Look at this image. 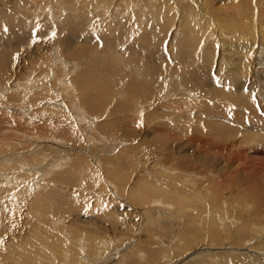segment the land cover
I'll list each match as a JSON object with an SVG mask.
<instances>
[{"label":"rangeland","instance_id":"374dc122","mask_svg":"<svg viewBox=\"0 0 264 264\" xmlns=\"http://www.w3.org/2000/svg\"><path fill=\"white\" fill-rule=\"evenodd\" d=\"M16 1L18 3H16ZM93 1L95 2L93 3L92 0H79L80 7L82 10H85L86 7L93 8L94 5H97L95 3L99 2V0ZM126 1H129V5L133 2L132 0ZM126 1L125 6L122 0H110L111 4H107L106 6L98 5L99 7L94 10L96 14L94 13L90 16V20L91 18L92 20L89 30L91 31L87 32L93 33L95 39L94 41L88 42L89 44L83 40L80 42L76 41L77 43L73 45V51H64L61 39L49 37L48 40L46 39L42 43L43 49L37 53L38 55L33 56V58L26 55H19L17 57L21 59L19 60L21 66L16 72L11 73L8 77L7 84L13 86V88L18 85L20 88L18 87L15 90L21 89L19 90V95L22 99H12L10 94H6L9 95L7 97L6 95H3V98L0 97V152L3 154L5 153L4 155L0 154V159L6 161V158L12 157L20 161L17 156L26 153L19 141L26 140L28 144L33 146V150L29 151L33 152V154L17 162L20 163L19 170L24 169L23 164H25V166L29 165V158L33 155V167L36 168L34 172H37V174L42 170L41 167H47V164L49 165L54 161H57V163L61 161L59 166L62 169L58 168L63 171L55 169V171H52L53 176L51 178L47 176L48 178H44V180L43 178L40 180V175L38 176L35 173L36 177H34L36 180L34 179L33 181V191L36 192L41 185L43 186L40 192H38V196L42 200L36 198V202L34 200L33 205H31L33 209L30 208L29 204H26V201H23V196H21L23 200L19 197L22 201L18 199L17 191L6 192L0 190V208L3 204L8 206L5 212H2V208L0 209V251L5 250L8 246L14 247L12 244L13 242L8 243V241H11L15 235L13 227L16 224L20 225L19 228H26L23 233L25 234L26 232V235H28L29 227L32 229L31 223L37 221V227H39L40 231V228L43 226L42 224H44L43 227L47 226L50 228L51 220L54 217L58 218L60 217L59 215L65 214L62 215V217L66 216L67 224L69 223L77 231L74 236H81L83 233V236L85 235L87 240L94 241V236L101 235L108 241V250L104 252V258L106 259L97 260L96 257L91 259V264H95L96 261L102 264H120L122 261L119 259H125L124 254L128 250L135 248L136 245L138 247L136 246L135 249L139 251L142 249L143 253L146 252L145 254L149 257L145 258L144 254L141 255V258L144 259L147 264H219L221 262L220 259L223 258L222 264H264V243L263 241L261 243V238L257 239L260 244L259 242L256 243V241L251 242L253 240L248 241L254 237L251 236L253 234H246V236L240 240L242 242H235L236 247L233 246L235 244L232 240H230V242L228 240L227 242L224 241V243L226 242L225 245L222 244V241L218 240L217 244H212L211 246L209 245V240L206 239L207 242L205 241L204 245L197 244L193 246L194 248L192 250L190 249L182 255L180 253L178 254L176 250L173 251L176 259L171 261V263L170 261H160L159 263L158 259L163 258L165 254L162 253L158 257L153 258L149 251H160L163 248V250H165V248L167 250V247L170 249L173 245H176V240L179 238L178 232H183V225L175 223V221H172L169 217L172 210L169 211L167 208L164 209V207L162 208L161 206L159 207L151 203L157 196H155L156 194L153 189L144 185V183L146 184L145 180L141 185H138L137 181V179L141 177L140 174H147L148 178H155L156 175L150 172L151 169L155 171L153 167H167L171 170L182 168L187 175L193 174L190 176V179L196 178L194 182L197 183L193 182V190L190 189L191 185H185L187 188L185 186L181 187L182 189L185 188L183 190L190 193L199 190L201 193H199L200 195L210 194L214 191L217 193L219 192V202H222V204H217L224 207L223 209H226L224 210L226 213L222 209L223 216L222 214L217 216V218L222 217L221 221H218L224 224H220V227H230L229 217H231V214L228 215V213L235 214L232 216H236L237 219L240 217L238 219L239 222L244 220V224L249 221L247 227L250 226V230L256 224H264V138L262 137L264 136V132H262L264 131V125L259 126V120L257 119L259 113L264 114V0H214L212 4L204 3L211 8L213 12L221 13V16L219 18V23L216 22L217 20L210 23L206 37L204 36L201 38V41L197 39L195 44H193L194 42L190 39L189 27L182 22L178 13H175L176 9L171 10L173 17H176H172L174 23L171 22L170 28H167L166 26L164 27L160 21L158 22L159 18L157 16L159 14V9H155V12H150L149 9L143 10L142 12L140 8L132 10L131 7L127 5ZM57 2L59 4V0H0V24L8 14L13 13L28 18L30 14L39 10L40 12L38 11L39 13H37L39 18H33V20H41L40 22H42L45 18H48L49 21L47 20V24L50 23L60 26L59 23L64 20V17H58L54 13V9H56L54 6H58ZM91 3L93 5H91ZM118 5H122V8L124 6L125 10L122 13L120 12L123 14V18H120V21H118V18V20L114 22L113 17L116 18L117 13L122 11V8H119ZM67 6L69 11L70 7L68 4ZM31 10L32 13H30ZM132 11L136 12L133 13L134 16L129 14ZM197 11H200V8L197 9ZM7 20L8 19L4 22L5 24L8 23ZM27 22L31 21L28 20ZM172 23L174 25H172ZM230 24L239 26L237 28L243 27L242 34H235ZM30 26H32V23H30ZM42 27H46V25L43 24ZM42 27H33L32 32L39 33ZM198 27L201 28L202 31L205 28L204 25H199ZM75 29L78 28L75 27ZM132 30L133 33H131ZM206 30L207 28L205 31ZM110 31H114L113 37L110 36L113 33ZM120 32L122 35H119ZM253 32H255V37L252 34ZM0 34L5 35L4 33ZM99 35L103 37L110 36V40H113L116 44H113L112 41L108 43V41L105 42L106 40H99ZM152 35L156 40L153 39V37L151 38ZM142 36L149 40L150 45H148L149 43L147 44L149 46L148 48L152 47L151 49L145 50L156 51L155 49H157L158 53H156V55L163 57L161 61H158L160 59H155V57L153 58L152 56H145L143 54L144 48L140 52L137 51L135 53L128 50L126 51L128 54L121 53L122 51L120 52L119 45H128L135 48L137 47V44H135L137 41L134 40ZM130 37H133V40L130 39ZM148 37H150L152 41ZM255 40L258 46L252 47L251 45ZM34 43L36 45L38 42H33V45ZM187 43L189 49L183 52V48ZM38 44L40 45V43ZM101 44L105 48L110 47L112 49L113 46L116 48H114L113 51L107 50L108 52L111 51L110 54H106L103 49L99 50V53L93 50V46L101 47ZM8 46L6 41L5 43L0 41V49L4 47L8 49ZM249 48H251V50L248 54L247 51ZM54 51L56 53L58 52L57 56L61 58V61L66 60L70 67L75 68V64L79 63L80 60H84L83 63L80 62L78 64L81 68L79 67L76 73L67 74L70 83L73 84V80L77 79V83L75 82L74 84L76 88L72 87V89H70L68 85L67 87H59V85L56 84V81L57 83L59 81L58 79L64 78V76L62 77V73H65L63 69L69 68V65L63 69L61 67L62 65L59 63L53 66L54 61L52 60V54L55 53ZM150 51L148 52L151 53ZM63 52H69V54L65 55ZM96 57L98 59H96ZM129 61L131 62L129 63ZM162 61L168 62L169 64L174 63L180 65V67L176 69V72L179 73L176 76V81H172L173 78H163V76L157 72L161 67L160 64ZM86 62L87 64H85ZM141 62L145 65H142ZM202 68H206L205 73L201 71ZM57 69L62 71L59 72ZM133 73L136 78L132 75ZM143 74H145V76ZM186 74L192 77L191 79L190 76H188V79L192 80H190L191 88L189 89L184 84V77ZM34 75H39V77L42 76L40 77L42 79L37 77L39 82L37 81L35 84H33L35 81L33 80L35 77ZM199 79H206L207 82H209L208 85L198 88ZM98 80L99 82H96ZM107 81L110 82L107 83ZM146 82L148 84L152 82L154 85L149 86V88ZM174 82H178L179 86H176ZM2 84H4V80H0V86H2ZM168 84L169 86H167ZM65 88L66 90H64ZM117 89L120 91V95ZM109 90H113V93H111L113 100L112 98H108V95L107 97L104 96ZM146 91H149V94ZM133 95H135L134 97L137 102L135 101V104H132L134 106H129L125 101L131 99L129 97L134 98ZM18 99L20 102H23V111L21 108H18V111L12 109L13 106L17 108L15 107L16 101L14 100ZM57 103L64 106V108L62 107V109H59L58 106L57 108H55L56 106L52 108L53 104L57 105ZM44 107H47L46 111H42ZM72 108L75 109L73 110ZM140 109H144L146 112H141ZM81 110L87 113L84 114L86 116H81L82 120L79 118L81 115L79 111ZM205 123L207 125L210 124L209 126L211 128L209 126L206 127ZM213 123L215 127L217 126L215 129L213 128ZM99 124H101V126H99ZM168 125L171 126L169 127ZM56 126L59 128V131L62 132L56 131V134L54 130ZM183 126L186 127L183 128ZM48 127L50 128L48 129ZM174 127H182L185 131L177 134V131L173 129ZM191 129L193 131L196 129L194 133L199 134V139L192 133ZM223 129L225 130L223 131ZM199 131L200 133H198ZM216 132L218 135H215ZM205 133L210 137L209 139L206 135L204 136ZM220 133L223 134L221 135ZM202 136L204 138L206 137V139L202 140ZM91 137L93 138L90 140ZM11 139L13 140L11 141ZM197 139L201 140L198 141ZM14 142H17L18 146L16 145V150L19 151L18 154L14 152L12 154L11 149L6 148V144ZM24 147L27 148V146ZM63 155L66 157H62ZM119 157L123 160L121 161ZM63 158H65L64 161H62ZM100 158L104 163L102 167L99 164ZM126 158L127 160H125ZM81 162L86 166H83ZM70 164L74 166L77 165L75 167L76 169L74 167H68ZM5 165L6 168H0L2 169V173H4L3 176L6 175L4 170L9 171L14 169V163H5ZM56 171L59 172L55 173ZM138 172L140 173L138 174ZM31 174L33 175V173ZM73 174L77 176L75 177L77 179L70 177ZM229 174L231 176H229L228 181H226ZM197 177L200 180H197ZM49 178L51 180L54 178L52 180L53 183L50 182L51 180ZM110 178L113 182L115 181L116 184H119H117L119 188L121 187L118 191L119 193L112 187L113 184H111ZM54 180L56 182L58 181V183ZM191 180H189V182ZM37 185L39 187H37ZM146 189H148V191ZM188 189H190V191ZM49 190L51 192H49ZM143 190H145V192ZM41 192H46L44 194L45 196H42ZM51 193H53V195H51ZM48 195L51 196L52 199ZM46 197L48 200H43ZM173 197L174 196H171V198ZM222 197L223 200H221ZM171 198L168 197L167 199ZM68 200L71 201V203ZM191 200L193 201V199ZM191 200H187L185 205L189 206L192 204L191 207H197L199 209L197 210L194 208L193 210V208L189 206L187 211H184L186 212V214L183 213V220L186 218L185 224L188 223V218L192 217L194 211L199 213V210H205V207L203 208V206L197 202H193L196 204L194 206ZM138 201H144L145 204L144 202L139 203ZM14 202H16L17 205ZM48 202L50 203L48 205L49 208L47 207ZM59 205L62 209L60 214L57 209ZM72 205H77L78 207L74 208ZM172 205L175 208L173 203ZM190 209L193 210V212L190 211ZM115 210L116 213L114 212ZM45 212L48 213L45 214ZM110 213L114 216L112 217ZM214 215L215 214H207L208 217H214ZM12 217L17 218L18 221L15 219L16 224L13 223L14 218ZM223 217L225 218L223 219ZM151 218L154 223L150 222ZM27 219L31 220V223L29 222L26 224L28 227L24 226V222ZM147 219H149V222H147ZM3 220L5 225L1 224ZM196 220L198 222L199 218ZM197 222L196 226L202 225L201 222H198L199 224H197ZM226 223L229 225H225ZM175 224H178V226ZM173 225L176 227V230L173 228ZM231 225L233 231L236 225ZM56 227V225L51 226L52 229H56ZM161 228L163 229L161 230ZM55 232L54 230V233ZM171 233L172 236L174 233L178 236L175 238L176 235L174 234V236L171 237ZM63 236L66 237L65 235ZM163 236L165 239L162 238ZM157 237H160V239ZM151 238L152 240H150ZM37 239L38 238H33L35 244L37 243ZM244 240L245 243L243 242ZM151 241H153V243ZM228 245H232V248H228ZM244 245L246 246L243 248ZM79 251L80 256L84 257L85 251ZM215 252H217L218 255ZM212 254L214 255L212 256ZM221 254L224 257L221 256V258ZM238 254H243V256L241 255V257ZM230 258L235 259L232 260ZM150 259L152 261H150ZM60 260L61 264L65 263L64 258ZM53 261L56 262L54 259ZM223 261L225 262L223 263ZM76 262L74 264H76ZM38 263L39 262H36V264ZM52 264L55 263L53 262Z\"/></svg>","mask_w":264,"mask_h":264},{"label":"bare ground","instance_id":"6f19581e","mask_svg":"<svg viewBox=\"0 0 264 264\" xmlns=\"http://www.w3.org/2000/svg\"><path fill=\"white\" fill-rule=\"evenodd\" d=\"M98 1V0H97ZM112 1V0H111ZM114 1V0H113ZM122 1H124L123 2V4H124V6H125V1L126 0H122ZM133 2L129 5L128 4V2L129 1H126V3H127V5H129L130 7H131V9L132 10H136V9H139L140 8V11L142 10V12H143V10L145 11V10H147V9H149V11L150 12H155L154 10L155 9H159L158 10V12H159V14H158V22L160 21L163 25H164V27L166 26L167 28L171 25V22H173L174 23V21H172V17H173V15L171 14V10H173V9H176L175 11V13H178V16H180V19L182 20V22L183 23H185L186 24V26L187 27H189V30H190V35H191V37H190V39H191V41L192 42H194L193 44H195V42L197 41V39H200V41H201V38H203L204 36L206 37V33L209 31V25H210V23L212 22V21H214V20H217L216 22L217 23H219V18H220V16H221V13H219V12H213L212 11V9L211 8H209L207 5H205L204 3H209V4H212L213 2H214V0H132ZM142 1V2H141ZM239 1H241V0H239ZM92 2L94 3L95 1H93L92 0ZM246 2V1H245ZM9 3V2H8ZM16 3H18L17 1H16ZM89 3V2H88ZM67 4L69 5V7H70V10L68 11V6H67ZM95 4H97V5H94L93 6V8H90V7H86V9L85 10H82V8L80 7V2H79V0H59V4H58V2H57V5L58 6H54V7H56V9H54V13L58 16V17H60V16H62V17H64V20L62 21V22H60L59 23V25L60 26H57V25H54V24H50V23H48L47 24V20H48V18H45L42 22H40V21H37V20H33V18H39V16L37 15V13H39L38 11H35V12H33L32 13V10L30 11V13H32V14H30L29 15V17L28 18H26V17H23V16H20V15H15V14H8L5 18L6 19H8L7 20V22L8 23H4L5 21H6V19L4 18L3 19V22H2V19H1V24H0V33H4L5 35H2V34H0V41L1 42H4L5 43V41H6V43L9 45L7 48L8 49H6V47H4V48H2V49H0V80H4V84H2V86H0V97L1 98H3L4 96L3 95H6V94H10V96H11V98L12 99H17V98H21V96L19 95L20 94V91L19 90H21V89H19V90H15L16 88H18L19 86L18 85H16L14 88H13V86H9L8 84H7V80H8V77L11 75V73H13V72H16V70H18L19 68H20V66H21V62L19 63V60H21V59H19V58H17L19 55H26V56H28V57H32L33 58V56H36V55H38L37 53L38 52H40L42 49H43V47H42V43L47 39H49V37H51V38H56V39H61V42H62V46H64V51L66 50H68V51H73V45L75 44V43H77L78 41L80 42V41H84V42H86V43H88V42H91V41H94V35H93V33H91V32H87V31H91V30H89V27L91 26V20H92V18H91V20H90V16H92L95 12H94V10L97 8V7H99L98 5H107V4H111V2H110V0H99V2H97V3H95ZM118 4V3H117ZM83 5V4H82ZM91 5H93L92 3H91ZM246 5H247V3H246ZM67 6V7H66ZM119 6V8H122L121 6L122 5H118ZM124 6H123V8H122V11H117L118 13H117V17L115 18V17H113V19H114V22H116L117 20H118V18H119V20L118 21H120V18H123V14H121L125 9H124ZM133 6V7H132ZM127 7V6H126ZM3 8V7H2ZM39 8H41V7H39ZM106 8V7H105ZM118 8V7H117ZM163 8V9H162ZM200 8V11H197V9H199ZM4 9V8H3ZM12 9V8H11ZM76 9V10H75ZM128 9V8H127ZM46 10V9H45ZM53 10V9H52ZM79 11H81V12H79ZM90 11V12H89ZM138 11V10H137ZM243 11V10H242ZM1 12V11H0ZM18 12H19V9H18ZM21 12V11H20ZM121 12V13H120ZM129 12V11H128ZM105 13V12H104ZM103 13V14H104ZM127 13V12H126ZM133 13H136L135 11L133 12H131V13H129V14H132L133 15ZM243 13V12H242ZM245 13V12H244ZM19 14V13H18ZM96 14V13H95ZM112 14V13H111ZM115 14V13H114ZM128 14V13H127ZM173 14H174V12H173ZM1 15V14H0ZM23 15V14H22ZM54 15V14H53ZM140 15V14H139ZM244 15V14H243ZM246 15V14H245ZM115 16V15H114ZM125 16V15H124ZM134 16V15H133ZM176 16V15H175ZM53 17V16H52ZM43 18V17H42ZM153 18V17H152ZM173 18H176V17H173ZM50 19V18H49ZM126 19V18H125ZM140 19V18H139ZM184 19V20H183ZM28 20H30L31 22H27ZM128 20V19H127ZM174 20V19H173ZM49 21V20H48ZM94 21V20H93ZM46 22V23H45ZM50 22H52V21H50ZM54 22V21H53ZM141 22V21H140ZM30 23H32V26H30ZM172 23V25H174ZM232 23H234V22H232ZM43 24H45L46 25V27H42V25ZM101 24V23H100ZM112 24V23H111ZM120 24V23H119ZM132 24V23H131ZM102 25V24H101ZM199 25H204L205 26V28L203 29V31H202V29L201 28H199L198 26ZM230 25H232L231 26V28L233 29V31H234V33L235 34H237V35H241L242 34V28L243 27H241V28H237V27H239V26H233L234 24H230ZM103 26V25H102ZM128 26V25H127ZM33 27H42L41 28V31H39V33L38 32H32L33 31ZM75 27L76 28H78V29H75ZM109 27V26H108ZM96 28V27H95ZM125 28H127V27H125ZM129 28V27H128ZM170 28V27H169ZM172 28V27H171ZM207 28V30L205 31V29ZM36 29V28H35ZM104 29V28H103ZM112 29V28H111ZM131 29V28H130ZM129 29V30H130ZM173 29V28H172ZM110 32H113L110 36L111 37H113L114 35V31H110ZM124 32V31H123ZM131 33H133V30L131 31ZM145 33V32H144ZM203 33V34H202ZM95 34V33H94ZM253 34V36L255 37V32H253L252 33ZM67 35H69V36H71V37H69V36H67ZM119 35H122L121 34V32H120V34ZM102 36V35H101ZM100 35H99V40L101 39V40H106L105 42H107L108 41V43H110V41H112L113 42V44H116L113 40H110V36L108 37V36H106V37H101ZM118 36V35H117ZM153 37V39H155L154 38V36L152 35L151 36V38ZM133 38V37H132ZM131 37H130V39H132ZM135 38V37H134ZM148 38H150V37H148ZM151 38H150V40H151ZM44 39V40H43ZM196 39V40H195ZM133 40V39H132ZM156 40V39H155ZM35 41H37L38 43H40V45L37 43L36 45H35V43H34V45H33V42H35ZM77 41V42H76ZM134 41H137V42H135V44H137V47H135V48H132V46H128V45H119L120 46V52L121 53H127L126 51L128 50V51H132L133 53H135V52H137V51H141L143 48V54L146 56H149V57H155V59H160V60H158V61H161L162 60V56L161 57H159V55L157 56L156 55V53H158V51H157V49H155L156 51H150V50H148V51H150L151 53H149L147 50H145V49H151V48H148L149 46L148 45H150V43H149V40L146 38V37H144V36H142V37H137ZM152 41V40H151ZM59 42V41H58ZM154 42V41H153ZM156 42V41H155ZM103 43V42H102ZM149 43V44H148ZM89 44V43H88ZM120 44V43H119ZM148 44V45H147ZM189 44H191V43H189ZM93 46V45H92ZM183 46H184V44H183ZM183 46H182V48H183ZM189 45H188V43L187 44H185V47L183 48V52H186L188 49H189V47H188ZM252 47H255V46H258L257 45V41L255 40V41H253V43H252V45H251ZM50 47H52V46H50ZM91 47V46H90ZM94 47V48H93ZM93 47H91V48H93V50H96V52H98L99 53V50H101V49H103L104 51H105V53L106 54H110L111 53V51H113L114 50V48H116L115 46H113V48L111 49L110 47H107V48H105L102 44H101V47L100 46H93ZM95 47H97V48H95ZM126 47H127V49H126ZM147 47V48H146ZM79 48V47H78ZM157 48V47H156ZM257 48V47H256ZM57 49V48H56ZM62 49V48H61ZM75 50V49H74ZM107 50H111L110 52H108ZM250 50H251V48H249L248 49V51H247V53L249 54V52H250ZM85 51V50H84ZM116 51V50H115ZM114 51V52H115ZM124 51V52H123ZM55 52V51H54ZM53 52V53H54ZM81 52V51H80ZM89 52V51H88ZM58 53V52H57ZM57 53L55 52L54 54H52L53 55V61H54V64H53V66L54 65H56L57 63H59L60 65H62L61 67H62V69L63 68H65L66 66H68L69 64L67 63V61L66 60H62L61 61V58H59L58 56H57ZM61 53V52H60ZM63 53H65V55L66 54H69V52L67 53V52H63ZM75 53V52H74ZM131 53V52H130ZM80 54V53H79ZM128 54V53H127ZM126 54V55H127ZM137 54V53H136ZM125 55V56H126ZM131 55V54H130ZM67 56H69V55H67ZM75 56V55H74ZM80 56V55H79ZM90 56V55H89ZM129 56V55H128ZM127 56V57H128ZM100 57V56H99ZM20 58H22V57H20ZM67 58V57H66ZM75 58V57H74ZM77 59H78V57H76ZM92 58H94V57H92ZM114 58V57H113ZM17 59V60H16ZM23 59V58H22ZM87 59V58H86ZM85 59V60H86ZM96 59H98L97 57H96ZM127 59H129V58H127ZM78 60H80V59H78ZM110 60V59H109ZM119 60V59H118ZM130 60V59H129ZM194 60H195V58H194ZM75 61V60H74ZM87 61V60H86ZM107 61V60H106ZM80 62L81 63H83L84 62V60H80ZM79 62V63H80ZM102 62V61H101ZM112 62V61H111ZM121 62V61H120ZM125 62V61H124ZM131 61H129V63H130ZM73 64H75L74 62H72ZM77 63V62H76ZM79 63H77V64H75L74 66H75V68L74 67H70V65H69V68H67V69H63V71H65V73H62V77L64 76V78H61V79H58L59 81H58V83H57V79L55 80L56 81V84H58L59 85V87H61V86H66L67 87V85L70 87V89H72V87L74 88L75 86H74V84H75V82L77 83V79H75V80H73V84L72 83H70V80H69V77L67 76V74L69 75V73H76V70L78 69L79 70V67L80 66H78V64ZM89 63V62H88ZM96 63H98V62H96ZM123 63V62H122ZM121 63V64H122ZM85 64H87V62L85 63ZM95 64V63H94ZM120 64V63H119ZM141 64L142 65H145L144 63H142L141 62ZM140 64V65H141ZM156 64V63H155ZM81 65V64H80ZM84 65V64H83ZM100 65V64H99ZM131 65V64H130ZM161 67L157 70V72L160 74V75H162L163 76V78H173V80L172 81H176V76H177V74H179V73H177L176 72V69L178 68V67H180V65H177V64H174V63H172V64H169L168 62H161ZM58 66V65H57ZM97 67H98V65H97ZM81 68V67H80ZM93 68H94V66H93ZM199 68V67H198ZM57 70H59V72L60 71H62V70H60V69H57ZM129 70V69H128ZM139 70V69H138ZM54 72H56L55 70H53ZM67 71V72H66ZM86 71V70H85ZM201 71L203 72V73H205L206 72V68H202L201 69ZM39 72V71H38ZM119 72V71H118ZM129 72V71H128ZM137 72V71H136ZM33 73H34V71H33ZM40 73V72H39ZM78 73V72H77ZM83 73V72H82ZM35 74V73H34ZM51 75V74H50ZM53 75V74H52ZM55 75H57V74H55ZM133 76H134V73L132 74ZM144 76H145V74H143ZM157 75V74H156ZM184 75V74H183ZM35 76V75H34ZM97 76V75H96ZM141 76V75H140ZM143 76V77H144ZM161 76V77H162ZM188 76H190V78L192 79V77H191V75H188V74H186V76L184 77V84H185V86L189 89V88H191V86H190V83H191V79H188ZM37 77H39V75H36L35 77H34V79L33 80H35L34 82H33V84H35V83H37ZM40 77H42V76H40ZM39 77V78H40ZM85 77H87V76H85ZM135 77V76H134ZM142 77V78H143ZM160 77V76H159ZM38 78V79H39ZM46 78V77H45ZM58 78H59V76H58ZM93 78V77H92ZM107 78V77H106ZM118 78V77H117ZM127 78V77H126ZM136 78V77H135ZM148 78V77H147ZM40 79H42V78H40ZM85 79H87V78H85ZM88 79H89V77H88ZM97 79H99V78H97ZM108 79V78H107ZM150 79V78H149ZM154 79V78H153ZM157 79V78H156ZM207 79V78H206ZM206 79H204V80H200V81H198V88L199 87H204L205 85H208V83L209 82H207V80ZM96 80V79H95ZM133 80V79H132ZM146 80V79H145ZM191 80V81H190ZM17 81H18V79H17ZM22 81V80H21ZM87 81V80H86ZM93 81H94V79H93ZM92 81V82H93ZM123 81V80H122ZM148 81V80H147ZM171 81V80H170ZM190 81V82H189ZM19 82V81H18ZM39 82V81H38ZM41 82V81H40ZM96 82H99V80L98 81H96ZM101 82V81H100ZM102 82H104V81H102ZM110 82V81H109ZM108 81H107V83H109ZM112 82V81H111ZM131 82V81H130ZM129 82V83H130ZM138 82H139V80H138ZM22 83V82H21ZM91 83V82H90ZM118 83V82H117ZM147 83V82H146ZM150 83V82H149ZM172 83V82H171ZM26 84V83H25ZM91 84H93V83H91ZM120 84V83H119ZM162 84V83H161ZM165 84V83H164ZM174 84L176 85V86H179V83L178 82H174ZM20 85H23V84H20ZM97 85H99V84H97ZM114 85V84H113ZM121 85V84H120ZM151 85H154V83H150V84H148L147 83V87H149V86H151ZM144 86H145V83H144ZM167 86H169V84L167 85ZM22 87V86H21ZM24 87V86H23ZM162 87V86H161ZM166 87V86H165ZM20 88V87H19ZM76 88V87H75ZM143 88V87H142ZM150 88V87H149ZM168 88V87H167ZM166 88V89H167ZM54 89V88H53ZM61 89V88H60ZM60 89H58V90H60ZM170 89V88H169ZM51 90V89H50ZM55 90V89H54ZM62 90V89H61ZM64 90H66V88L64 89ZM63 90V91H64ZM116 90V89H115ZM138 90H139V88H138ZM145 90H147V89H145ZM36 91V90H35ZM52 91V90H51ZM104 91V90H103ZM113 90H109V91H107L106 93H105V97H107V95H108V98H112L111 97V93H113L112 92ZM117 91H118V89H117ZM116 91V92H117ZM60 92V91H59ZM120 91H118V93H119ZM146 92H148V94H149V91H146ZM193 92V91H192ZM68 93V92H67ZM136 93V92H135ZM2 94V95H1ZM59 94V93H58ZM69 94V93H68ZM137 94V93H136ZM102 95V94H101ZM119 95H120V93H119ZM142 95V94H141ZM3 96V97H2ZM7 96H9V95H6V97ZM20 96V97H19ZM39 96V95H38ZM103 96V97H104ZM122 96V95H121ZM135 95H133V97H134ZM71 97V96H70ZM120 97V96H119ZM8 98H10V97H8ZM10 98V99H11ZM48 98V97H47ZM129 98H131V99H128V100H126L125 102L129 105V106H134V105H132V104H135V101H136V98L134 97V98H132V97H129ZM9 99V100H10ZM14 100V101H16V103H15V107H17V108H14V106L12 107V109H14L15 111H18L19 109L18 108H21V110H22V105H23V102H20V100ZM22 99V98H21ZM71 99V98H70ZM104 99V98H103ZM138 99V98H137ZM56 100V99H55ZM99 100V99H98ZM112 100H113V98H112ZM149 100V99H148ZM13 101V102H14ZM89 101V100H88ZM58 102V101H57ZM137 102V101H136ZM50 103V102H49ZM63 103V102H62ZM124 103V102H123ZM125 103V104H126ZM146 103V102H145ZM126 104V105H127ZM2 105H3V103H2ZM47 105V104H46ZM52 105V104H51ZM91 105V104H90ZM4 106V105H3ZM56 106V107H55ZM57 106H58V108L59 109H62V107L64 108V106H61V104H59V103H57V105H54L53 104V107L52 108H57ZM140 107V106H139ZM71 108V107H70ZM32 109H33V107H32ZM46 109H47V107H44V108H42V111H46ZM73 109V108H72ZM75 109V108H74ZM73 109V110H74ZM78 109V108H77ZM94 109V108H93ZM1 110V109H0ZM71 110V109H70ZM72 110V111H73ZM79 110H80V108H79ZM89 110V109H88ZM141 110V112H146V110L144 111V109H140ZM3 111V110H2ZM23 111V110H22ZM49 111V110H48ZM47 111V112H48ZM62 111V110H61ZM66 111V110H65ZM1 112V111H0ZM58 112H59V110H58ZM173 112V111H172ZM258 112V111H257ZM42 113H44V112H42ZM30 114V113H29ZM57 114V113H56ZM79 114H81L80 116H79V118H80V120H82L81 119V116L83 115V116H86V115H84V114H87V113H85L84 111H79ZM260 114V115H259ZM258 115H257V119L259 120V126H263L264 124V114H261V113H259ZM23 115V114H22ZM37 115V114H36ZM152 115V114H151ZM24 116V115H23ZM26 116H27V114H26ZM35 116V115H34ZM33 116V117H34ZM43 116V115H42ZM48 116V115H47ZM65 116V115H64ZM78 116V115H77ZM76 116V117H77ZM129 116V115H128ZM32 117V116H31ZM36 117V116H35ZM41 117V116H40ZM1 118V117H0ZM20 118V117H19ZM44 118H45V116H44ZM78 118V119H79ZM15 119H17V118H15ZM30 119V118H29ZM34 119V118H33ZM46 119V118H45ZM44 119V120H45ZM111 119V118H110ZM49 120H51V119H49ZM67 120H68V118H67ZM66 120V121H67ZM93 120V119H92ZM98 120V119H97ZM107 120V119H106ZM32 121H34V120H32ZM86 121H87V119H86ZM108 121V120H107ZM49 122V121H48ZM47 122V123H48ZM69 122V121H68ZM74 122V121H73ZM104 122H106V121H104ZM103 122V123H104ZM209 122H211V121H209ZM208 122V123H209ZM212 122H213V120H212ZM9 123V122H8ZM50 123V122H49ZM108 123V122H107ZM195 123V122H194ZM193 123V124H194ZM217 123H219V122H217ZM65 124V123H64ZM198 124V123H197ZM196 124V125H197ZM103 125V124H102ZM105 125H106V123H105ZM164 125V124H163ZM210 124H206L205 123V126L207 127V126H209ZM220 125V124H219ZM99 126H101V124H99ZM169 126V125H168ZM171 126V125H170ZM169 126V127H170ZM199 126V125H198ZM97 127V126H96ZM186 126H183V128H185ZM188 127V126H187ZM192 127V126H191ZM196 127V126H195ZM210 127V126H209ZM217 127V126H216ZM215 126H214V123H213V128L215 129L216 128ZM221 127V126H220ZM225 127V126H224ZM23 128V127H22ZM50 127H48V129H49ZM68 128V127H67ZM102 128V127H101ZM166 128H168V127H166ZM172 128V127H171ZM182 127L180 128H178V127H174L173 129L175 130V131H177L176 133L178 134L179 132H184L185 131V129H183ZM193 128V127H192ZM199 128V127H198ZM211 128V127H210ZM247 128V127H246ZM17 129V128H16ZM41 129V128H40ZM110 129V128H109ZM197 129V128H196ZM195 129V130H196ZM226 129V128H225ZM225 129H223V131L225 130ZM261 129V128H260ZM263 129H264V126H263ZM21 130V129H20ZM55 130V133H56V131H58V132H62V131H59V128L56 126V128L54 129ZM189 130V129H188ZM192 130V129H191ZM195 130L193 131L192 130V133H194L195 132ZM217 130V129H216ZM222 130V129H221ZM102 131V130H101ZM227 131V130H226ZM17 132V131H16ZM201 132H202V130H201ZM262 132H264V131H262ZM5 133V132H4ZM198 133H200V131L198 132ZM6 134V133H5ZM57 134V133H56ZM73 134V133H72ZM76 134V133H75ZM90 134V133H89ZM110 134V133H109ZM172 134V133H171ZM170 134V135H171ZM183 134V133H182ZM185 134V133H184ZM188 134V133H187ZM195 134V133H194ZM197 134V133H196ZM195 134V136L198 138V136H199V134H197L196 135ZM221 134V133H220ZM223 134V133H222ZM221 134V135H222ZM70 135V134H69ZM91 135V134H90ZM201 135V134H200ZM207 136V134L205 133L204 134V136ZM208 135H210V134H208ZM213 135H214V133H213ZM215 135H218V133L216 132L215 133ZM43 136V135H42ZM81 136V135H80ZM182 136V135H181ZM195 136H194V138H195ZM220 136V135H219ZM180 137V136H179ZM208 137V136H207ZM263 138H264V136H262ZM261 137V138H262ZM2 138V137H1ZM3 138H4V136H3ZM3 138H2V140H3ZM7 138V137H6ZM39 138V137H38ZM41 138V137H40ZM75 138V137H74ZM93 137H91L90 138V140L92 139ZM210 137H208V139H209ZM225 138H227V137H225ZM8 139V138H7ZM22 139V138H21ZM47 139V138H46ZM199 139V138H198ZM197 139V140H198ZM203 139H206V137L204 138L203 136H202V140ZM13 139H11V141H12ZM195 140V139H194ZM201 140V139H200ZM200 140H198V141H200ZM10 141V140H9ZM25 141V142H24ZM24 141H19L20 143H21V145H22V147L24 148V150H25V153L26 154H22V155H20L19 154V156H17L18 157V159H20V161L22 160V159H25L26 157H28V156H30L31 154H33V152H29L30 150H33V146L31 145V144H28V142L26 141V140H24ZM40 141V140H39ZM43 141V140H42ZM46 141V140H45ZM263 141H264V139H263ZM16 143V144H15ZM52 143V142H51ZM25 144V145H24ZM16 145H17V142H14V143H8V144H6V148L7 149H11V152H12V154H13V152L14 153H16V154H18V150H16ZM4 146V145H3ZM18 146V145H17ZM24 146H27V148H25ZM59 146V145H58ZM19 147H21V146H19ZM53 147V146H52ZM19 149V148H18ZM112 149V148H111ZM2 151V150H1ZM7 151V150H6ZM10 151V150H9ZM263 151V150H262ZM22 152H23V150H22ZM38 152H40V151H38ZM37 152V153H38ZM52 152V151H51ZM135 152V151H134ZM259 152V151H258ZM9 153V152H8ZM24 153V152H23ZM59 153V152H58ZM119 153V152H118ZM140 153V152H139ZM0 154H2V155H4L3 153H1L0 152ZM11 154V153H10ZM39 154V153H38ZM115 154V153H114ZM120 154V153H119ZM137 154V153H136ZM143 154V153H142ZM132 155V154H131ZM1 156V155H0ZM20 157V158H19ZM36 157V156H35ZM62 157H66V156H62ZM61 157V158H62ZM71 157V156H70ZM80 157V156H79ZM126 157V156H125ZM128 157V156H127ZM138 157H140V156H138ZM3 158H4V156H3ZM120 158V157H119ZM60 159V158H59ZM108 159V158H107ZM118 159V158H117ZM131 159V158H130ZM29 160H30V162H29V165L28 164H26V165H28V166H25V164H23V166H24V169H21V170H19V167H20V163H17V162H20V161H18L17 160V158H15V159H13L12 157H10V158H6V161H4L3 159H0V168H6V165H5V163H14V169H12V170H9V171H6V170H4L5 171V176H3L4 175V173H2V169H0V190H4V191H9V192H15V191H17V193H18V199H22V197L21 196H23L24 197V200L23 201H26L27 203V205L29 204L30 205V208H32V206L31 205H33V203H34V200L36 199V198H40L39 196H38V192H40V189L42 188V186L43 185H41L40 187L37 185V187H39L38 188V191H36V192H34L33 191V181H34V179L36 180V176H35V173H36V175H40V180H42V178H43V180H44V178H48V177H52L53 176V172L52 171H55V169L56 170H60V171H63V170H61L62 168L59 166L60 164H61V161H60V163H57V161H54V162H51L49 165L47 164L46 166L47 167H41L42 168V170L40 171V173H38L37 174V172H34V169H36V168H34L33 167V155L29 158ZM65 160V158H63L62 159V161H64ZM106 160V159H105ZM120 160L122 161L123 159H121L120 158ZM125 160H127V158L125 159ZM260 160V159H259ZM263 160V159H262ZM10 161V162H9ZM52 161V160H51ZM81 161V160H80ZM120 161V162H121ZM129 161V160H128ZM143 161V160H142ZM254 161H255V159H254ZM116 162V161H115ZM251 162H253V161H251ZM25 163V162H24ZM72 163V162H71ZM82 163V162H81ZM85 163V162H84ZM87 163V162H86ZM130 163V162H129ZM132 163V162H131ZM146 163V162H145ZM255 163V162H254ZM83 164V163H82ZM99 164L101 165V167L103 166V160H101V158H100V161H99ZM153 164V163H152ZM132 165V164H131ZM21 166H22V164H21ZM62 166V165H61ZM77 166V165H76ZM76 166H74L73 164H70V166H68V167H76ZM83 166H86L85 164H83ZM120 166V165H119ZM135 166V165H134ZM144 166V165H143ZM18 167V168H17ZM61 168V169H59V168ZM114 167V166H113ZM129 167V166H128ZM147 167V166H146ZM40 168V169H41ZM63 168H64V166H63ZM84 168V167H83ZM125 168V167H124ZM154 169H155V171H153L152 169H151V173L152 174H155L156 176H155V178H148L147 177V174H140L141 175V177H139L138 179H137V181H138V185L140 184L141 185V183H143V181L145 180L146 181V184L144 183V185H146V187H150L151 189H153L154 190V192H155V196H157V198H155V199H153V201L151 202V203H153L154 205H156V206H161L162 208L164 207V209L165 208H167V209H169V211L170 210H172L171 212H170V218L172 219V221H175V223H179V224H182L183 225V232H178L177 234L179 235V238L176 240V245H171L172 247L170 248V246H169V248L170 249H168V247H167V250H166V248H165V250H160V251H157V250H154V251H149V253H150V255L153 257V258H156V257H158L160 254H162V253H164L165 255H164V257L163 258H161V259H158V262L160 263V261L161 262H165V261H170V263H171V261H173L174 259H176V256L174 255V252L173 251H177L178 252V254L180 253L181 255L183 254V253H185V252H188L190 249L192 250L194 247L193 246H196L197 244L199 245H201V244H203L204 245V243H205V241H206V239H208L209 241V245H211L212 246V244H217V241L219 240V241H222V242H220V243H222L223 245H225V243L227 242V240L230 242V240H232V242H234V244L235 245H233V246H235L236 247V243L235 242H237V241H240V240H242L243 239V237L244 236H246V234H253V235H251V236H254V237H252V239H246V240H248V241H251V240H253V241H251V242H255L256 241V243L257 242H259V241H257V239L258 238H261L260 239V241H261V243H262V241H263V243H264V224H260V225H255V226H253L252 228H251V230L249 229L250 228V226L249 227H247V224H248V222L247 221H245V222H247V223H243V221L244 220H242V221H240L239 222V218L240 217H238V219H237V217L236 216H232V215H235V214H233V213H228V215H230L231 214V217H229L230 218V222L229 221H227V222H229V224H230V227H224V228H222V227H220L221 225L220 224H222V225H224L223 223H221V222H219V221H221V219H222V217H218L217 218V216L219 215V214H222V216H223V213H222V209L224 208V207H221V205H219V204H217V203H220V204H222V202H219V195L220 194H218L217 192H212V193H210V194H205V195H200L201 193H200V191L198 190H196V191H192L193 190V182L196 180V178H194V179H190V176H192L193 174H189V175H187L186 174V172H184V170H182V168L180 169V168H178V169H175V170H171V169H169V168H167V167H159V168H157V167H153ZM76 169V168H75ZM114 169V168H113ZM210 169V168H209ZM8 170V169H7ZM27 170V171H26ZM84 170V169H83ZM126 170H127V167H126ZM143 170H144V168H143ZM231 170V169H230ZM37 171V170H36ZM85 171V170H84ZM57 172H59V171H56L55 173H57ZM65 172V171H64ZM86 172V171H85ZM126 172V171H125ZM31 173H33V175L31 174ZM66 173V172H65ZM140 172H138V174H139ZM146 173V172H145ZM76 174V173H75ZM75 174H73V175H71L70 177L71 178H74V179H77V178H75V177H77ZM116 174V173H115ZM122 174V173H121ZM124 174V173H123ZM127 174V173H126ZM137 174V175H138ZM60 175H62V174H60ZM31 176H33V177H31ZM35 176V177H34ZM48 176V177H47ZM84 176V175H83ZM88 176V175H87ZM153 176V175H152ZM195 176H197V175H195ZM229 176H231L230 174L228 175V177H227V179H226V181H228V178H229ZM58 177V176H57ZM60 177V176H59ZM78 177H79V175H78ZM115 177V176H114ZM151 177V176H150ZM33 178V179H32ZM49 178V179H50ZM112 178V177H111ZM111 178H110V182H111V184H113V186L112 187H114V189L118 192L119 191V189L121 188H119L118 187V185L116 184V182L114 181H112L111 180ZM198 178V177H197ZM54 179V178H53ZM52 179V180H53ZM58 179H60V178H58ZM82 179V178H81ZM88 179V178H87ZM116 179H117V177H116ZM131 179V178H130ZM204 179V178H203ZM51 180V179H50ZM50 180H47V181H50ZM52 180L50 181V182H52ZM70 180V179H69ZM68 180V181H69ZM80 180V179H79ZM114 180V179H113ZM119 180H120V177H119ZM118 180V181H119ZM189 180H191L190 182H189ZM197 180H200L199 178L197 179ZM55 181V180H54ZM77 181V180H76ZM121 181V180H120ZM124 181V180H123ZM127 181V180H126ZM137 181H135V182H137ZM41 182V181H40ZM45 182V181H44ZM56 182V181H55ZM80 182H81V180H80ZM200 182V181H199ZM38 183V182H37ZM46 183H48V182H46ZM53 183V182H52ZM51 183V184H52ZM56 183H58V181L56 182ZM66 183V182H65ZM121 183V182H120ZM124 183V182H123ZM134 183V182H133ZM194 183H196V182H194ZM36 184V183H35ZM39 184V183H38ZM45 184V183H44ZM68 184V183H67ZM122 184V183H121ZM193 184V185H192ZM197 184V183H196ZM202 184V183H201ZM55 185V184H54ZM122 185H124V184H122ZM135 185V184H134ZM138 185H135V186H138ZM185 185H191L190 186V189H192L191 191L193 192V193H190V192H187L186 190H183V189H185V188H181V187H183V186H185ZM48 186V185H47ZM125 186V185H124ZM133 186V185H132ZM130 187V186H129ZM140 187V186H139ZM186 188H187V186H185ZM194 187H196V186H194ZM123 188V187H122ZM46 189V188H45ZM125 189V188H124ZM134 189V188H133ZM138 189H140V188H138ZM149 189V188H148ZM148 189H146L147 191H148ZM150 189V190H151ZM190 189H188L189 191H190ZM196 189V188H195ZM55 190V189H54ZM135 190H136V188H135ZM152 190V191H153ZM237 190V189H236ZM125 191V190H124ZM144 192H145V190H143ZM201 191H202V189H201ZM219 191H221V190H219ZM1 192V191H0ZM49 192H51L50 190H49ZM151 192V191H150ZM154 192H152V193H154ZM46 193V192H45ZM45 193H42L41 192V195L42 196H45L44 194ZM105 193V192H104ZM119 193V192H118ZM120 193H121V190H120ZM200 193V194H199ZM205 193V192H204ZM221 193V192H220ZM224 193V192H223ZM222 193V194H223ZM149 194H151V193H149ZM229 194V193H228ZM2 195H3V192H2ZM47 195V194H46ZM51 195H53V193H51ZM117 195H119V194H117ZM135 195V194H134ZM235 195V194H234ZM242 195V194H241ZM38 196V197H37ZM49 196V195H48ZM55 196V195H54ZM122 196V195H121ZM140 196V195H139ZM171 196H174L173 198H171ZM226 196V195H225ZM20 197V198H19ZM50 198H51V196H49ZM148 197H149V195H148ZM168 197H170L171 199H167ZM235 197V196H234ZM247 197V196H246ZM42 198H44V197H42ZM231 198H233V197H231ZM20 199V201H22ZM41 199V198H40ZM52 199V198H51ZM67 199H69V198H67ZM85 199V198H84ZM99 199V198H98ZM97 199V200H98ZM189 201V200H191V199H193V201L191 200V202L193 203V202H197V203H199V204H201L202 206H203V208L205 207V210L204 209H202L201 211L199 210V213H197V212H195L194 211V213H193V215H192V217L191 218H188V223H184V222H186V218L183 220V215L184 214H186V212H184V211H187V209L189 208V206H190V208H193V207H191V205H189V206H187V205H185L186 204V202H187V200ZM248 199V198H247ZM42 200V199H41ZM43 200H48V198L46 197L45 199H43ZM110 200V199H109ZM119 200V199H118ZM221 200H223V197H222V199ZM69 201V200H68ZM86 201V200H85ZM105 201V200H104ZM129 201V200H128ZM148 201V200H147ZM151 201V200H150ZM244 201V200H243ZM242 201V202H243ZM17 202V201H16ZM16 202H14L16 205H17V203ZM35 202H36V200H35ZM50 202V201H49ZM47 203V207L49 208V204L50 203ZM70 203H71V201H69ZM68 202V203H69ZM80 202V201H79ZM99 202H100V200H99ZM139 202V201H138ZM142 202H144V201H142ZM142 202H139V203H142ZM190 202V203H191ZM228 202V201H227ZM69 203V204H70ZM86 203V202H85ZM149 203V202H148ZM172 203L175 205V208H174V206L172 205ZM1 204H2V202H1ZM57 204V203H56ZM80 204V203H79ZM102 204H103V202H102ZM144 204H145V202H144ZM194 204V203H193ZM199 204H197V205H199ZM229 204V203H228ZM231 204V203H230ZM60 205H62V204H60ZM57 206V209H58V211H59V214H60V211L62 210L61 209V206ZM81 205H82V203H81ZM89 205V204H88ZM104 205V204H103ZM143 205V204H142ZM196 204H194V206H195ZM153 206V205H152ZM223 206V205H222ZM230 206H232V205H230ZM229 206V207H230ZM72 207H74V208H77L78 206L77 205H72ZM81 207V206H80ZM142 207V206H141ZM1 208H2V212H5L6 210H7V208H8V206L6 205V204H3L2 206H1ZM0 208V209H1ZM47 208V209H48ZM67 208V207H66ZM70 208V207H69ZM101 208V207H100ZM151 208V207H150ZM194 208H196L197 210L199 209V208H197V207H194ZM194 208H193V210H194ZM202 208V207H201ZM33 209V208H32ZM64 209V208H63ZM68 209V208H67ZM72 210H74L73 208H71ZM114 209V208H113ZM153 209H156V208H153ZM152 209V210H153ZM137 210H138V208H137ZM152 210H150V211H152ZM157 210V209H156ZM162 210V209H161ZM193 210H191L190 209V211H192L193 212ZM204 210V211H203ZM224 210H226V209H223V211ZM233 210V209H232ZM239 210H240V208H239ZM238 210V211H239ZM66 211V210H65ZM110 211V210H109ZM112 211V210H111ZM149 211V212H150ZM115 213H116V210L114 211ZM144 212H146V211H144ZM155 212V211H154ZM168 212V211H167ZM225 212V211H224ZM241 212V211H240ZM243 212V211H242ZM7 213V212H6ZM46 213H48V212H45V214ZM63 213H65V212H63ZM108 213V212H107ZM161 213V212H160ZM169 213V212H168ZM184 213V214H183ZM226 213V212H225ZM224 213V214H225ZM39 214L41 215V213L39 212ZM69 214H71V213H69ZM148 214V213H147ZM151 214V213H150ZM153 214H155V213H153ZM152 214V215H153ZM156 214H157V211H156ZM155 214V215H156ZM207 214H209V215H212V214H215L214 215V217H208L207 216ZM39 215V216H40ZM62 215H65V214H62ZM62 215H59L60 217H58V218H53L51 221V223H50V228H48L47 226L46 227H43L44 226V224H42L43 226L40 228V231H39V227H37L38 226V223H37V221L36 222H33V223H31V220H29V219H27L25 222H24V226H26V224L27 223H31L30 225H31V227H32V229H30V227H29V231H28V235H26V232H25V234L23 233L24 231H25V229H23L22 227H20L19 228V226L20 225H18V224H16L15 222H16V220H17V218L16 217H12V218H14L13 219V223L14 224H16L14 227H13V230H14V236H13V238L11 239V241L8 239V237H7V239L9 240L8 241V243H10V242H13L12 244L14 245V247H9L8 245H7V243H6V245L8 246V247H6L5 248V250H2V251H0V262H1V264H36V262H39L38 264H52L53 262L55 263V264H61V258H64V261H65V263L64 264H74L76 261V264L77 263H80V264H91V259H94V258H96L97 257V260L98 259H103V260H105L106 258H104V252L106 251V250H108L107 248V246H108V241L105 239V238H103L101 235L100 236H94V238H93V240L94 241H89V240H87L86 239V236L84 235L83 236V233H82V235L81 236H74V234L77 232L76 230H75V228H73L69 223V225L67 224V222H66V216H63L62 217ZM110 215L113 217L114 215L112 214V213H110ZM227 215V214H226ZM38 216V215H37ZM145 216H147V215H145ZM188 216V215H187ZM220 216V215H219ZM3 217V216H2ZM5 217V216H4ZM7 217V216H6ZM42 217V216H41ZM53 217V216H52ZM226 217V216H225ZM225 217H223V219L225 218ZM44 218V217H43ZM42 218V219H43ZM48 218H49V216H48ZM118 218V217H117ZM197 218H199V220H198V222L200 223H202V225H200V226H196V222H197ZM242 218V217H241ZM2 219H4V218H2ZM16 219V220H15ZM51 219V218H50ZM167 219H168V217H167ZM245 219V218H244ZM149 219H147V222H149L148 221ZM154 220V219H153ZM219 220V221H218ZM248 220V219H247ZM18 221V220H17ZM158 221V220H157ZM263 221V220H262ZM3 223H1V224H4V220L2 221ZM150 222H152V218H151V220H150ZM197 222V224H199ZM251 222V221H250ZM257 222V221H256ZM7 223V222H6ZM41 223H45V222H41ZM152 223H154V222H152ZM229 224H225V225H229ZM231 224H233V225H236V227L234 226V230L232 231V225ZM5 225V224H4ZM3 225V226H4ZM41 225V224H40ZM53 225H56L57 227H56V229H52L51 228V226H53ZM118 225V224H117ZM150 225V224H149ZM154 225V224H153ZM169 225V224H168ZM176 225V224H175ZM252 225V224H251ZM161 226H162V224H161ZM160 226V227H161ZM171 226V225H170ZM176 226H178V224L176 225ZM1 227V226H0ZM26 227H28V226H26ZM159 227V226H158ZM180 227H182V226H180ZM42 228H43V230H42ZM133 228V227H132ZM166 228V227H165ZM173 228L176 230V227H174V225H173ZM178 228V227H177ZM163 228H161V230H162ZM166 229H168V228H166ZM6 230V229H5ZM54 230L56 231L55 233H54ZM82 230V229H81ZM157 230V229H156ZM169 230V229H168ZM174 230V231H175ZM179 230V229H178ZM5 232V231H4ZM65 232H66V234H65ZM79 232V231H78ZM147 232V231H146ZM169 232V231H168ZM86 233V232H85ZM155 233V232H154ZM94 234V233H93ZM114 234H116V233H114ZM155 234H157V233H155ZM175 235H176V233H174ZM174 234H173V236H174ZM63 235H65L66 237H64ZM95 235V234H94ZM98 235V234H97ZM108 235V234H107ZM152 235H153V233H152ZM178 235H176L175 236V238L178 236ZM256 235V236H255ZM1 236V235H0ZM11 236V235H10ZM116 236V235H115ZM170 236V235H169ZM168 236V237H169ZM172 236V233H171V237H173ZM6 237H4V238H6ZM107 237V236H106ZM149 237H150V235H149ZM33 238L34 239H36V238H38L37 240H36V244L33 242ZM89 238V237H88ZM154 238V237H153ZM157 238H159L160 239V237H157ZM162 238H164V236L162 237ZM254 238H256V239H254ZM143 239V238H142ZM158 239V240H159ZM165 239V238H164ZM112 240V239H111ZM149 240V239H148ZM150 240H152V238L150 239ZM149 240V241H150ZM168 240H169V238H168ZM215 242H214V241ZM7 241V240H6ZM146 241V240H145ZM156 241V240H155ZM160 241V240H159ZM224 241H226L225 243H224ZM116 242V241H115ZM121 242V241H120ZM123 242V241H122ZM126 242V241H125ZM152 243H153V241H151ZM172 242V241H171ZM207 242V241H206ZM240 242H242V241H240ZM244 243H245V240L243 241ZM139 243V242H138ZM142 243V242H141ZM160 243V242H159ZM158 243V244H159ZM175 243V242H174ZM243 243V244H244ZM248 243V242H247ZM11 244V245H12ZM238 244H239V242H238ZM252 244V243H251ZM259 244H260V242H259ZM112 245H113V242H112ZM151 245V244H150ZM230 245V244H229ZM228 245V246H229ZM231 245V246H232ZM242 245V244H241ZM248 245V244H247ZM257 245V244H256ZM263 245V244H262ZM88 246V247H87ZM137 246V245H136ZM136 246H135V248H136ZM147 246H149V245H147ZM160 246H162V245H160ZM219 246V245H218ZM227 246V247H228ZM231 246H229L228 248H230ZM246 245H244L243 246V248L245 247ZM259 246V245H258ZM109 247H110V245H109ZM138 247V246H137ZM240 247H242V246H240ZM251 247V246H250ZM132 248V247H131ZM135 248H133V249H130V250H128L125 254H124V257H125V259H119V260H121L122 261V263H120V264H147V262L144 260V259H142L141 258V255H143L144 254V256H145V258H149L145 253L146 252H144L143 253V250L142 249H140V251L138 250V249H135ZM232 248V247H231ZM255 248V247H254ZM149 249V248H148ZM156 249V248H155ZM206 249V248H205ZM79 250H83V251H85V255H84V257L82 256H80V251ZM110 250V249H109ZM142 250V251H141ZM196 251V250H195ZM236 251V250H235ZM254 251H255V249H254ZM242 252V251H241ZM215 253H217V252H215ZM214 253V254H215ZM223 253V252H222ZM249 253V252H248ZM191 254V253H190ZM214 254H212V256L214 255ZM219 254H220V252H219ZM224 254V253H223ZM232 254V253H231ZM231 254H228V255H231ZM247 254V253H246ZM252 254V253H251ZM217 255H218V253H217ZM235 255H237V254H235ZM239 256H243V254H238ZM115 256V255H114ZM150 256V257H151ZM208 256V255H207ZM211 256V257H212ZM215 256H216V254H215ZM222 256V254L220 255V257ZM241 256V257H242ZM254 256V255H253ZM116 257V256H115ZM114 257V258H115ZM121 257V256H120ZM222 257H224V256H222ZM221 257V258H222ZM238 257V256H237ZM246 257H248V256H246ZM255 257V256H254ZM214 258V257H213ZM229 258V257H228ZM227 258V259H228ZM53 259L54 260H56V262L55 261H53ZM216 259V258H215ZM224 259V258H223ZM223 259H220L221 260V262H222V260ZM230 259H232V258H230ZM235 258H233L232 260H234ZM39 260V261H38ZM113 260V259H112ZM155 260V259H154ZM153 260V261H154ZM182 260V259H181ZM229 260V259H228ZM252 260V259H251ZM260 260V259H259ZM263 260V259H262ZM150 261H152L151 259H150ZM192 261V260H191ZM231 261V260H230ZM241 261V260H240ZM118 262V261H117ZM157 262V261H156ZM181 262V261H180ZM193 262V261H192ZM208 262V261H207ZM218 262H219V259H218ZM219 263V264H222V263ZM225 261H223V263H224ZM228 262V261H227ZM235 262V261H234ZM241 262H243V261H241ZM250 262V261H249ZM101 263V262H100ZM99 263V261H96L95 262V264H100ZM175 263V262H174ZM176 263H177V261H176ZM194 263V262H193ZM216 263V262H215ZM240 263V262H239ZM260 263V262H259ZM102 264V263H101ZM179 264V263H178ZM244 264V263H243ZM261 264V263H260Z\"/></svg>","mask_w":264,"mask_h":264}]
</instances>
